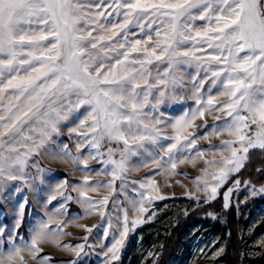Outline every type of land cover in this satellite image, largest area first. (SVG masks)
<instances>
[{"label": "snow or ice", "instance_id": "snow-or-ice-1", "mask_svg": "<svg viewBox=\"0 0 264 264\" xmlns=\"http://www.w3.org/2000/svg\"><path fill=\"white\" fill-rule=\"evenodd\" d=\"M178 99L193 104L179 117H167L161 106ZM73 116L76 126L68 134L76 136L79 155L66 144L51 148L61 124ZM223 134L234 139L212 144ZM252 149L264 150V0H0V188L7 181L27 183L29 161L50 151L78 168L94 161L101 166L97 174L111 176L90 182L86 175L83 186L73 188L87 214L104 216L109 203L108 196L92 200L87 193L114 192L120 181L131 211L143 215L145 204L165 197L150 176L126 184L134 168L155 165V174H177L179 164L195 167L202 160L193 183L212 200ZM32 166L44 171L37 161ZM129 189L138 198L128 196ZM232 191L224 194L225 208ZM114 207L118 225L123 214V231L104 253L106 264L119 260L130 226L142 222L130 220L118 199ZM51 223L42 221L21 245L0 229V264H27L25 251L32 261L49 264L39 245L68 234L62 222L55 230ZM85 246L57 244L77 257Z\"/></svg>", "mask_w": 264, "mask_h": 264}, {"label": "rangeland", "instance_id": "rangeland-1", "mask_svg": "<svg viewBox=\"0 0 264 264\" xmlns=\"http://www.w3.org/2000/svg\"><path fill=\"white\" fill-rule=\"evenodd\" d=\"M189 71H194V69H189ZM184 82L188 83L187 78ZM178 92L181 95H188L186 89H179ZM192 104L193 101L190 99H178L168 101L161 106V110L165 111L167 117L175 119ZM86 114L85 109L80 110V118ZM74 116L61 124V132L59 136L54 137V142L51 144L52 149L59 151L66 144L73 155H79L76 150V136L69 137L68 134V128L76 126L72 122ZM207 119L209 120V117ZM196 123L200 124L202 121L197 120ZM82 131H87V129ZM221 139L234 138L223 134L219 139L213 138L211 142L219 145ZM199 144L201 147H208L204 141H200ZM110 146L122 147L115 143ZM225 155L229 154L225 153ZM206 158L211 159L212 156L209 154ZM216 158H219V154ZM34 161H37L39 167L44 169L43 172H38V169L32 166ZM247 161L248 159L245 166ZM100 167L96 162L90 161L88 169L82 166L78 168L71 159H53L50 151H42L41 155L32 157L29 166L25 169L27 183L24 180L7 181L0 188V229L11 233L16 243L21 245L22 242L31 240L34 231L42 221L51 218L52 223L49 225L51 229H57V224L62 222V232L68 234H61L55 237L54 241H44L39 245L43 249L41 256L50 257L49 264H71L72 261H76L77 264H106L107 258L104 253L116 239H119L123 231V214L120 213V224L118 225L117 212L114 207V202L118 199L125 208L129 209L130 220L137 219L142 222L138 223L134 229L130 226L123 247L120 248L119 260L112 261L111 264H123L125 257H128L127 264H131L133 258L134 264H159L165 238L179 220L188 217H192L193 220L197 219L198 222L192 227H187L186 233L181 237L173 257L167 264H225L224 258L230 247V232L228 231L230 225L238 231L239 245L242 249V264H257L258 262V264H264V192L259 191L264 185L255 186L247 179L236 178L244 167L229 177L228 181L218 189L216 198L212 200H208L205 194L197 191L193 183L194 178L200 176V170L205 167L202 160H197L195 167L190 163L179 164L176 169L177 174L168 170H159V174H155V165H150L148 168L141 167L139 170L134 168L128 173L129 179L125 183L130 184L132 180L139 181L150 176L157 182L159 194L165 199H153L151 204H145L147 212L143 215L138 212L133 213L125 193L120 189V181H116L114 192L108 188H98L96 192L87 193V197L92 200H100L104 196L109 197V203L103 209L104 216L98 212L87 214L84 205L79 202L83 198L77 191H73L74 187L83 186L82 181L86 175L90 182L110 181L111 176L97 174V171H94ZM209 171L213 169L210 168ZM236 180L240 181L239 185H235ZM64 182H67L66 186L60 188ZM229 188L233 191L229 196V206L225 208L224 194ZM254 190L257 193L255 196L252 195ZM127 195L138 198L135 193L131 192V189ZM151 195L155 197L157 193L153 192ZM52 196L56 199L48 203ZM68 196L72 199L66 200L65 197ZM62 204L64 209L58 213L56 210ZM210 205H214L215 208L196 216L198 210ZM219 206L221 209L218 212L216 208ZM234 214L236 218L232 222ZM109 220H111V227ZM218 222L221 224L219 229H217ZM17 224H19L18 227ZM146 227L149 228L146 229ZM86 228H91L92 231L88 232ZM105 231L108 232L107 236H105ZM85 236H87V241L84 240ZM57 244L71 246L85 244L86 246L84 252L77 257L74 252L57 247ZM22 255L27 264H39V261L30 259L27 251ZM110 256L111 253H109Z\"/></svg>", "mask_w": 264, "mask_h": 264}, {"label": "trees", "instance_id": "trees-1", "mask_svg": "<svg viewBox=\"0 0 264 264\" xmlns=\"http://www.w3.org/2000/svg\"><path fill=\"white\" fill-rule=\"evenodd\" d=\"M236 178H242L249 180L255 186L264 185V150H254L248 155V161L244 169L236 176ZM213 206H207L201 210L196 212V216L203 215L209 210H213ZM221 206L216 208L219 212ZM233 216V221H235V214ZM198 220H193L192 217H188L187 219H181L176 224L174 228H172L165 238L163 254L161 256V260L159 264H167L169 260L173 257L177 244H179L181 237L186 233L187 227L194 226ZM221 227V224L218 222L217 229ZM149 227H146V229ZM228 231L230 232V247L229 251L226 254L224 261L225 264H242V249L239 245V236L238 231L233 229L230 225L228 227ZM146 238V237H145ZM149 239V238H146ZM146 241V240H145ZM128 257H125L123 260V264H127ZM134 258L131 261V264H134ZM259 263V262H258ZM257 263V264H258ZM261 263V262H260ZM263 263V262H262Z\"/></svg>", "mask_w": 264, "mask_h": 264}, {"label": "crops", "instance_id": "crops-1", "mask_svg": "<svg viewBox=\"0 0 264 264\" xmlns=\"http://www.w3.org/2000/svg\"><path fill=\"white\" fill-rule=\"evenodd\" d=\"M221 99H226V98H221ZM212 120V118L211 117H209V120H208V122H211V123H213V121H211ZM254 150H261V149H252V150H250V153L252 152V151H254Z\"/></svg>", "mask_w": 264, "mask_h": 264}, {"label": "built area", "instance_id": "built-area-1", "mask_svg": "<svg viewBox=\"0 0 264 264\" xmlns=\"http://www.w3.org/2000/svg\"><path fill=\"white\" fill-rule=\"evenodd\" d=\"M106 145V147H108L109 145H107V144H105Z\"/></svg>", "mask_w": 264, "mask_h": 264}]
</instances>
